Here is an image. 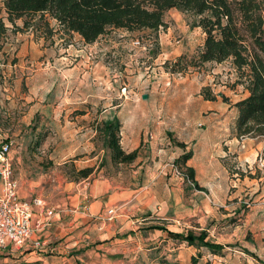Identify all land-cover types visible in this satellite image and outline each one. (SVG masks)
Here are the masks:
<instances>
[{"label": "rangeland", "instance_id": "374dc122", "mask_svg": "<svg viewBox=\"0 0 264 264\" xmlns=\"http://www.w3.org/2000/svg\"><path fill=\"white\" fill-rule=\"evenodd\" d=\"M0 18V153L23 197L60 211L85 187L78 172L93 168V180L118 177L133 191L135 219L166 218L147 230H207L224 253L198 248L199 264H264V137H236L235 104L248 91L232 60L197 62L206 35L193 14L173 9L158 31L110 28L93 44L62 36L53 20L54 33L40 20L41 29L12 25L5 0ZM117 118L122 148L138 147L134 163L113 162L106 148L103 123ZM184 152L204 191L182 178ZM69 252L71 264L93 261Z\"/></svg>", "mask_w": 264, "mask_h": 264}, {"label": "trees", "instance_id": "16d2710c", "mask_svg": "<svg viewBox=\"0 0 264 264\" xmlns=\"http://www.w3.org/2000/svg\"><path fill=\"white\" fill-rule=\"evenodd\" d=\"M5 7L12 25L23 21L29 30L38 27L40 20L48 32L54 33V28H50V20H53L58 26L56 32L62 36L78 35L85 44L95 43L110 28L129 32L158 31L165 26L166 13L173 9L193 14L196 17L194 26L206 35L197 62L232 60L248 91V96L235 104L238 113L236 137H264V0H5ZM6 32V24L0 18V38ZM121 129L118 118L103 123L106 148L112 151L113 162L134 163L139 151L128 153L122 148ZM178 146L183 147L180 143ZM191 159V152L184 153L176 160L177 168L184 181L191 182L198 191H204L196 180V170L188 166ZM78 173L86 179L94 169L87 168ZM170 235L189 246L207 248L213 255L224 253L221 245L207 240V230L200 234L190 231L187 235ZM192 263L199 264L198 257H193Z\"/></svg>", "mask_w": 264, "mask_h": 264}, {"label": "crops", "instance_id": "0c3cea01", "mask_svg": "<svg viewBox=\"0 0 264 264\" xmlns=\"http://www.w3.org/2000/svg\"><path fill=\"white\" fill-rule=\"evenodd\" d=\"M118 181V177L110 175L94 180L86 178L85 187L60 211L41 197H23L19 190L20 196L26 200L42 201L43 205L35 209L51 214V225L21 249L13 245L0 249V254L7 255L0 256V260L5 264H49V259H56V264H71L74 257H70L69 249H83V255H77V259L86 262L89 257L93 259L90 264H193L196 252L204 249L175 240L167 231L147 230L148 224L166 221V218L153 215L143 220L135 219L132 205L135 195L131 189L121 187ZM31 190L34 191V186ZM172 190L175 191L174 188ZM25 194L30 195L29 192ZM112 209L115 214L110 220L109 211ZM100 217L108 221L96 224ZM38 240L43 242L42 247L35 246Z\"/></svg>", "mask_w": 264, "mask_h": 264}, {"label": "built area", "instance_id": "2783aa9c", "mask_svg": "<svg viewBox=\"0 0 264 264\" xmlns=\"http://www.w3.org/2000/svg\"><path fill=\"white\" fill-rule=\"evenodd\" d=\"M5 151L0 153V249L8 245L21 249L27 242L34 240L36 234L51 225L52 217L45 211H36L37 206L43 205L42 201L26 200L20 196L19 182ZM114 214L113 209L109 211L110 220ZM35 246L42 247L43 242L38 240Z\"/></svg>", "mask_w": 264, "mask_h": 264}, {"label": "water", "instance_id": "95a60500", "mask_svg": "<svg viewBox=\"0 0 264 264\" xmlns=\"http://www.w3.org/2000/svg\"><path fill=\"white\" fill-rule=\"evenodd\" d=\"M143 98H144V99H146V98H147V96L145 95Z\"/></svg>", "mask_w": 264, "mask_h": 264}]
</instances>
